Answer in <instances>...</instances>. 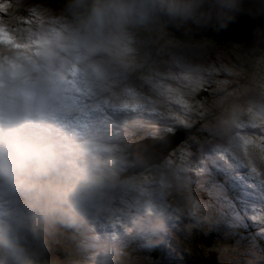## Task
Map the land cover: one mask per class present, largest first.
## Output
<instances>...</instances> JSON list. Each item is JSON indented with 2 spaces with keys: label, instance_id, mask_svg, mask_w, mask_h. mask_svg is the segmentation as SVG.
Wrapping results in <instances>:
<instances>
[{
  "label": "clouds",
  "instance_id": "9594fccd",
  "mask_svg": "<svg viewBox=\"0 0 264 264\" xmlns=\"http://www.w3.org/2000/svg\"><path fill=\"white\" fill-rule=\"evenodd\" d=\"M240 7L241 0H64L58 11L42 9L33 28L18 34L23 44L16 46L34 51L22 63L0 61V264H65L52 254L64 230L75 243L70 264H123L119 231H130L138 210L151 214V228L160 231L170 218L197 210L199 203L177 215L145 186L142 171H131L143 159L121 130L120 113H96L85 125L69 120L58 106L61 76L75 65L83 86L119 100L148 59L149 45L158 46L185 75L172 89L182 102L156 91L153 105L174 109L182 125L197 123L192 128L234 151L241 123L264 128V50L255 48L251 89L225 82L206 101L197 98L206 70L201 54L195 43L170 36L168 25L223 26ZM5 35L0 28V41ZM180 171L169 168L168 175L191 192ZM252 254L234 258L264 264V248Z\"/></svg>",
  "mask_w": 264,
  "mask_h": 264
},
{
  "label": "rangeland",
  "instance_id": "374dc122",
  "mask_svg": "<svg viewBox=\"0 0 264 264\" xmlns=\"http://www.w3.org/2000/svg\"><path fill=\"white\" fill-rule=\"evenodd\" d=\"M11 1L13 7L9 11H5L8 6L7 0H0V5L3 6L2 10L5 8L3 11L17 16L19 13L15 12L20 9L19 6L22 4V0ZM62 1L64 3V0ZM30 2V0L27 1L28 6ZM23 12L24 22L31 24L29 28H33L35 20L39 15H31L28 8L23 9ZM174 38L179 39L177 35ZM179 40H184L185 43L189 42L185 39ZM230 43L232 45L230 49H217L216 46L211 47L214 50H204L205 45H195V47H198V52L201 49L204 50L202 53H199L201 54V63L206 69L202 72V75L204 80H207L197 93V98H202L206 101L212 100L215 95L219 94L217 86H221L225 82H227V88L229 89L236 86H246L249 89L253 87L251 74L254 56L251 54L252 52L242 48L241 45L233 42ZM32 51L34 50L31 48L22 47L20 49V59L11 62V64L22 63L21 60L29 57ZM163 54H165L164 57ZM0 61L5 62L3 59H0ZM6 63L10 66L8 62ZM143 64L142 71H139L138 74L142 76L143 73H147L148 76L144 78V82L138 81L137 77H132L131 84L129 85L138 94L141 89H145L153 95L156 91L174 89L179 79L185 75L178 63H172L167 50L163 51V53L159 50V53H156L151 48L148 59ZM206 73L208 75H205ZM102 99L112 102V99L108 96L100 97L99 100ZM59 108L61 110V107ZM176 114L177 116L179 115L178 113ZM192 119L195 120L196 117L193 116ZM136 124L138 122H133L132 126H136ZM175 125H171L170 130ZM246 131V129L240 130L241 135H244ZM151 132H153L152 129ZM128 134H130L129 130ZM154 136L155 134L153 133ZM180 136L178 135V137ZM205 137L206 133L200 128V131L192 138L191 142L183 144L177 151L164 160L167 162L169 168L181 169L180 175L185 179L192 193L168 175L169 168L165 167L164 161L160 163V166L155 165L156 161L154 160L160 157H157L154 153L150 155V158L143 156L141 151H138L142 150V148L134 146V150L140 153L143 159V163L138 166L139 169L145 168L148 165H146V162L149 160V166L145 169L148 174H142L145 186L156 191L159 194L160 201L167 208L179 215L186 209H196L198 203L199 207L194 212L180 215L179 220L170 218L166 231L153 229L151 231H143L142 233L147 237V241L141 242L142 237L136 233V242H141L139 246L133 238L126 237V234L129 233L121 229L119 235L123 248H125L127 242L134 244L131 245L133 248L131 257H129L128 253H125L123 256L124 258L128 257L127 261L123 259V264H142L134 262V258L144 261V264H150L153 259L148 257L147 252L153 250L158 254V261L161 264H177V258H180L178 264H189L195 255L193 251L200 250L202 244L205 246L212 244V246L205 248L219 250L221 255L220 263H218L219 256L214 257L212 255L215 253H211L208 260H205L203 264H243L241 261L236 260L234 256L249 255V257L254 258L252 254L253 250L259 247L264 248V209H259L256 212V220L254 222L250 221L244 216L246 212L245 207L240 208L238 202L233 199V191L240 192L241 190L237 189L238 184L230 176L226 178L217 169L212 168L214 178H201L200 155L206 153L207 143L211 144V148H216L217 144L212 141H206ZM251 139L257 142L258 145V134L257 136H252ZM130 140L133 141L134 139ZM162 147L165 149L163 144ZM246 147L254 153L253 166L257 169V174H251L248 179L247 186L257 191H264V149L259 146L255 148L244 146L241 142L238 151L244 153ZM222 152L228 164L237 161L230 151L222 150ZM235 165L237 168L240 169L241 167L243 169L241 164L237 163ZM217 167L222 168L220 165H217ZM138 168H133L132 171L135 172ZM204 170V172H207L205 168ZM233 176L237 178V175ZM199 181H204V184L198 188L197 184ZM234 186L236 188H233ZM258 203L264 205V201L259 200ZM237 210H240V212H237ZM140 213H143L142 209L138 210V214ZM147 216L145 215L143 220L147 222V227H149L150 222L148 220L151 218H146ZM172 233H174L175 237ZM58 237V244L62 245V248H65L66 255H58L56 250H54V246L52 254L64 261L65 264H70L71 259L75 255V243L71 230H64ZM152 255L155 256V253Z\"/></svg>",
  "mask_w": 264,
  "mask_h": 264
},
{
  "label": "water",
  "instance_id": "95a60500",
  "mask_svg": "<svg viewBox=\"0 0 264 264\" xmlns=\"http://www.w3.org/2000/svg\"><path fill=\"white\" fill-rule=\"evenodd\" d=\"M27 1L22 0V4L19 6L20 9L15 12L19 13L17 16L5 12L13 7L11 0H7L8 6L6 10L3 9L5 11L0 10V24H3V30L11 38V42L9 40L0 41V52L2 53V59L9 64L20 59V49L23 46L17 47L16 45L23 44V42L18 38V34H23V31L31 25L24 22L23 9L28 8L31 15H40L42 9L51 8L58 11L64 4L61 0L56 1L54 4L49 1L38 0L30 2L28 6ZM215 26L217 28L212 31L213 23L196 24L189 21L180 26L168 25V29L175 33L179 39H185L189 42H197L207 36L217 37L220 33L228 42L241 45L242 48L251 52L256 50L251 53L255 57L260 54L258 49L264 50V0H241L240 10L235 13L234 17L223 26ZM194 126H197V123ZM180 132L178 133L180 134ZM150 144L153 145V143ZM176 144L177 142L170 146L167 139L165 141L166 149H164V152L158 151L160 152L158 156L160 158L157 161L161 162L177 146ZM158 146H155V148L161 150L162 145L158 144ZM155 148L151 154L157 151Z\"/></svg>",
  "mask_w": 264,
  "mask_h": 264
},
{
  "label": "snow or ice",
  "instance_id": "6c2138e0",
  "mask_svg": "<svg viewBox=\"0 0 264 264\" xmlns=\"http://www.w3.org/2000/svg\"><path fill=\"white\" fill-rule=\"evenodd\" d=\"M2 5H0V10H2ZM0 28L3 29V24H0ZM4 31V30H3ZM5 32V31H4ZM5 40L10 41V37L8 36V33L5 32ZM18 64V63H13ZM223 70V69H221ZM78 72V68L73 65L68 69V73L71 74L72 80H68L65 78L66 75L61 76L62 80V92H63V99H68V93L71 92L73 89L76 91H80L81 89L77 87V85H80L82 88L86 89L85 94L91 93L92 95H96V93L83 86L81 82L77 79L76 73ZM205 75H208L206 73ZM207 82V80H204L201 88L204 86V84ZM219 86H217V89H219ZM200 88V89H201ZM174 90L168 89L166 91H162V93L168 97L169 100H177L181 101V97L179 94L173 95ZM65 108L69 109L66 112V115L71 111V106L69 104L65 105ZM107 110H110L114 114H119L122 111H128V112H142L146 114H150L153 118L154 123L151 125V129L153 133L157 136H164L169 130L171 125L175 124H181V121L176 117L174 114L175 110L172 108L167 109H161L158 106L153 105L151 99L145 95L138 94L137 92L133 91L132 88L128 90V95L125 97H122L121 99H112V102H109V100H100L95 106V110L86 113L87 120H90L92 116L96 113H101ZM69 117V116H68ZM79 121V120H77ZM121 130L123 133L128 136V128L127 124L124 121H121L120 124ZM240 129H246L247 131L244 133V135H241ZM258 134V145L257 142L253 141L251 139L252 136H257ZM237 135L239 137V144L238 148L233 151V156L238 160L242 165L246 166L248 170L254 175L257 174L256 167L253 166L254 161V153L251 152L247 147L244 151V158L242 159L239 155V148L241 146V142L244 146H251L252 148H255L257 146L264 149V128H258L255 124L250 123H241L239 126V131L237 132ZM245 159L247 160V164H245Z\"/></svg>",
  "mask_w": 264,
  "mask_h": 264
},
{
  "label": "trees",
  "instance_id": "16d2710c",
  "mask_svg": "<svg viewBox=\"0 0 264 264\" xmlns=\"http://www.w3.org/2000/svg\"><path fill=\"white\" fill-rule=\"evenodd\" d=\"M30 1L32 2V1H38V0H30ZM45 1H49L51 4H54V3L56 2V0H45ZM216 28H217V27H216ZM168 32H169L170 35H172L173 37H175L176 34L173 33L171 30L168 29ZM174 34H175V35H174ZM220 40H225V41H220ZM229 42H230V41H229ZM229 42H228L225 38H223V36L219 33V35H218L217 37L209 36V37L202 38V39L198 40L197 42H195V43H196L195 45H197V46H199V45H205V46H204V47H205L204 50H206V49L214 50V49H212L211 47L216 46L217 49H220V48H227V45H229ZM230 44H231V43H230ZM150 47H151L152 49H154V51H155L156 53H159L160 48H159L158 46L150 45ZM228 49H230V48H228ZM196 50H197V52H198V47H196ZM204 50L201 49V51H199V52L202 53V51H204ZM253 51H256V50H252V52H253ZM161 52H162V51H161ZM162 53H163V52H162ZM133 76H134V77H137V80H138V81H140V82H144L143 77L140 76L138 73H134ZM178 116H179V115H178ZM182 128H183V131H182L181 134H180L181 136H180V137H177L178 141H177V144H176V145H179V143H182L187 137H188V138L186 139V141L191 142V141H192V138H193L194 136L197 135V133L200 131V128H201V127H194V128H192V125H191V126L182 125ZM155 149H157V148H155ZM158 151L164 152V148L161 149V150L157 149V151L154 152V154H155L157 157H158V154H160V152H158ZM157 153H158V154H157ZM154 161H156L155 165H156V164H160L159 161H157V159L154 160ZM147 164H148V165H147ZM146 165L149 166V160L146 162ZM147 166H146V167H147ZM137 168H138V167H137ZM138 169H139V168H138ZM204 242H205V241H204ZM206 243H207V242H206ZM210 246H212V244L209 245V246H205L204 244H202V248H201V250H204L205 247H210ZM152 259H153V260H151V263H150V264H161V263L158 261L159 257H157L156 255H155V256L152 255ZM140 263H142V262H140ZM142 264H144V263H142Z\"/></svg>",
  "mask_w": 264,
  "mask_h": 264
},
{
  "label": "flooded vegetation",
  "instance_id": "af4514ba",
  "mask_svg": "<svg viewBox=\"0 0 264 264\" xmlns=\"http://www.w3.org/2000/svg\"><path fill=\"white\" fill-rule=\"evenodd\" d=\"M195 253L194 255V258L191 260V262L189 264H203V262L205 260H208L209 258V255L211 253H215L213 254L212 256L214 257H218V263H220V260H221V255L219 253V250H213V249H204V250H196V251H193Z\"/></svg>",
  "mask_w": 264,
  "mask_h": 264
},
{
  "label": "bare ground",
  "instance_id": "6f19581e",
  "mask_svg": "<svg viewBox=\"0 0 264 264\" xmlns=\"http://www.w3.org/2000/svg\"><path fill=\"white\" fill-rule=\"evenodd\" d=\"M216 29V26H215V24L213 23V30L212 31H214ZM208 37V36H207ZM205 38V37H204ZM188 41V40H187ZM133 149H134V146H133ZM138 151H141V153L143 154V156H144V150L142 149V150H138ZM158 154V153H157ZM162 154H165V153H162ZM158 156H159V154H158ZM169 156V154H167L165 157H164V159L160 162V163H162L167 157ZM227 156V155H226ZM231 158V157H230ZM227 161V160H226ZM237 164V163H236ZM237 166H239V165H237ZM239 169V168H238ZM240 169H241V167H240ZM202 171L204 172L205 170H204V168L202 167ZM135 172H137V169L135 170ZM180 173H181V171H180ZM259 184V183H258ZM176 185V184H175ZM181 209H182V207H181ZM184 210V209H183ZM229 216V215H228ZM235 217V216H234ZM182 227V226H181ZM184 228V227H183ZM198 229V228H197ZM200 231V230H199ZM205 231V230H204ZM207 233V232H206ZM169 243V242H168ZM253 251H255V250H253Z\"/></svg>",
  "mask_w": 264,
  "mask_h": 264
}]
</instances>
